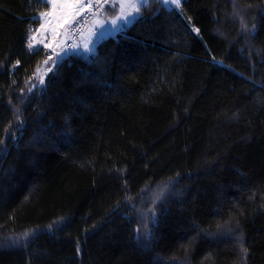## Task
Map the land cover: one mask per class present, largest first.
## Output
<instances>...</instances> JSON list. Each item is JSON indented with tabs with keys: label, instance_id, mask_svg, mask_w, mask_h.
Returning <instances> with one entry per match:
<instances>
[{
	"label": "trees",
	"instance_id": "1",
	"mask_svg": "<svg viewBox=\"0 0 264 264\" xmlns=\"http://www.w3.org/2000/svg\"><path fill=\"white\" fill-rule=\"evenodd\" d=\"M77 9L0 0V264H264V0H151L91 56Z\"/></svg>",
	"mask_w": 264,
	"mask_h": 264
},
{
	"label": "rangeland",
	"instance_id": "2",
	"mask_svg": "<svg viewBox=\"0 0 264 264\" xmlns=\"http://www.w3.org/2000/svg\"><path fill=\"white\" fill-rule=\"evenodd\" d=\"M171 6H174V5H171ZM171 6H166V7H171ZM65 9H66V14L64 15V20H65L66 24H70L74 20L75 15L78 13V9L75 5H73L71 3L65 4ZM110 9H113V12L109 16V19L106 18L105 12L100 17L96 16L94 21L91 23L90 27H88V29L84 32V34L82 35V38L80 40V43H79V47L81 50H83L85 44H88L89 47H93V51H94L95 45L98 42L108 38L109 36H116L117 35V32H119V31H115L112 29V26L110 24V20L113 18V16L118 14L119 5L117 4L114 7H111ZM56 22L58 24H60L57 19H56ZM101 24L104 25L103 28L100 27ZM131 24L122 28L120 31L127 29ZM41 34L43 36L42 38L44 40H46V42L48 41V37H49V39L50 38L56 39V41L53 42V44H52L53 46H55L53 59H56L55 52H58L59 50H60V55L68 53V51L65 50V48H64V46H65L64 39L61 36L62 35V28L52 31V28L44 26L43 31L40 30V35ZM93 41H94V46L92 43H90ZM58 48H60V49H58ZM51 49L53 50V48H51ZM73 49L75 51H77L78 48H73ZM73 49H72V51H74ZM85 54H87V53H85ZM52 66L53 65L49 64V66H48L49 68L46 70L45 73H47V71L49 69H51ZM171 185L172 184L170 181L158 183L156 185H148L146 187V189H144L142 195L138 199L139 206L141 203L143 206H144V204H147V207L145 208L146 210L144 212L150 213V212L154 211L155 205L157 204L158 201H161L163 199V197H165L168 194L173 195V193H172L173 190L171 188ZM150 209L152 211H149ZM148 218H149V215H148ZM139 221H140V224L145 223V221H147V218H146V220H144V214H141V218H139ZM54 226H56V225H51L47 228H53ZM47 228H45V229H47ZM145 230H148V228L147 229L144 228V231ZM27 233L29 234L27 236L28 239L26 240V242L28 243L29 239L31 238V232H27ZM22 237H24V236L20 237L18 234L7 235V233H5L4 235L0 236V248H3V249L13 248V246L20 243V240L22 239ZM145 243H146V241H145Z\"/></svg>",
	"mask_w": 264,
	"mask_h": 264
},
{
	"label": "snow or ice",
	"instance_id": "3",
	"mask_svg": "<svg viewBox=\"0 0 264 264\" xmlns=\"http://www.w3.org/2000/svg\"><path fill=\"white\" fill-rule=\"evenodd\" d=\"M30 2H35V0H30ZM151 0H94V4L98 6L96 8V11L93 12V15L95 16L98 12H100L102 9L104 11H107V9L104 8L105 5H108L109 8L114 7L115 5H119V11L118 14L113 16V18L110 20V24L112 26V29L115 31H120L122 28L126 27L127 25L133 23L136 21L142 14L143 8H146ZM44 7L47 8L48 5H56V4H68V3H73V4H82L84 3V0H43ZM162 3L165 6H171L174 5L176 8H181V5L183 3V0H162ZM88 6L91 7L93 6V0H88ZM41 16L47 15L46 12H42L40 14ZM241 21H243V17H241ZM119 22V23H118ZM101 28L104 27L103 24L100 25ZM243 27L252 32L254 34L255 30V25H252L251 29H248L247 25H243ZM194 31L197 33L199 32V29L194 28ZM33 37H29V40L31 41ZM94 46V41L90 42ZM29 49H32V44H28ZM84 53H87L89 56L93 54V47H89L88 44L84 45L83 48ZM48 59H51L49 57ZM18 63V62H17ZM47 63V61H45ZM15 67V66H14ZM43 83V81H41ZM4 141L0 140V144H3ZM149 211H152L151 209ZM152 223L155 224V216L151 217ZM147 229V226H145ZM138 232L140 231L139 229L137 230ZM29 234L24 233L23 236L26 238ZM137 239L139 240L140 237L138 236ZM151 239V232L146 230L144 233V240L146 242H150ZM80 249L77 248V253L79 254ZM243 251L246 253L247 249H243Z\"/></svg>",
	"mask_w": 264,
	"mask_h": 264
},
{
	"label": "built area",
	"instance_id": "4",
	"mask_svg": "<svg viewBox=\"0 0 264 264\" xmlns=\"http://www.w3.org/2000/svg\"><path fill=\"white\" fill-rule=\"evenodd\" d=\"M76 6L80 9V14L77 15L75 21L67 29L70 37L80 35L87 27H89L95 16L98 15V13L95 16L93 15L95 8L93 6H88V0H84V3L76 4Z\"/></svg>",
	"mask_w": 264,
	"mask_h": 264
},
{
	"label": "crops",
	"instance_id": "5",
	"mask_svg": "<svg viewBox=\"0 0 264 264\" xmlns=\"http://www.w3.org/2000/svg\"><path fill=\"white\" fill-rule=\"evenodd\" d=\"M51 6L53 7L54 10H57V14H58L57 17L60 19L59 23H61L62 19H64V15L66 14L65 4L62 3V4L51 5ZM104 12L106 14V18L109 19V16L112 14L113 9H110L108 6L107 11H104ZM103 13H100L98 17H100Z\"/></svg>",
	"mask_w": 264,
	"mask_h": 264
},
{
	"label": "bare ground",
	"instance_id": "6",
	"mask_svg": "<svg viewBox=\"0 0 264 264\" xmlns=\"http://www.w3.org/2000/svg\"><path fill=\"white\" fill-rule=\"evenodd\" d=\"M93 7L95 8V11H96V8L98 7V6H96L95 4H94V2H93ZM71 38V37H70ZM75 39V38H74ZM70 40V39H69ZM73 41V40H72ZM71 47V46H70Z\"/></svg>",
	"mask_w": 264,
	"mask_h": 264
}]
</instances>
